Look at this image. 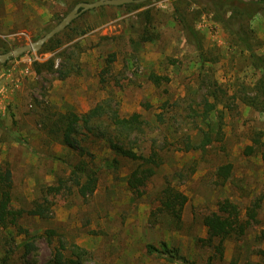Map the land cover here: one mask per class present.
<instances>
[{
	"label": "rangeland",
	"instance_id": "1",
	"mask_svg": "<svg viewBox=\"0 0 264 264\" xmlns=\"http://www.w3.org/2000/svg\"><path fill=\"white\" fill-rule=\"evenodd\" d=\"M79 1L0 0V53L38 40ZM130 3L141 4L85 11L53 43L0 63V169L11 168L12 206L26 211L16 224H0V260L47 264L58 249L70 255L78 245L89 252L86 264H182L148 251L149 244H166L194 264H264V112L243 98L255 92L263 71L239 38L247 35L264 57V8L251 19L243 16V34L239 22L233 32L199 1ZM179 14L196 37L184 32ZM148 24L153 38L145 41ZM151 72L168 80L157 85ZM105 99L122 115L140 113L142 147L161 154L141 196L127 185L136 161L116 156L83 124L76 136L82 154L47 126L58 113L82 115ZM206 99L216 102L211 118L222 124L223 140L205 151L189 149L187 136L195 143L207 129ZM259 132L263 144L245 154ZM115 157L117 168L105 164ZM81 159L98 169L95 192L51 190ZM226 163L233 169L221 184L217 170ZM169 184L188 196L181 223L158 211ZM223 200L243 213L257 200L261 206L243 237L226 240L221 258L204 240L203 218ZM40 203L48 208L45 216L27 213ZM26 242L35 248L28 252Z\"/></svg>",
	"mask_w": 264,
	"mask_h": 264
},
{
	"label": "trees",
	"instance_id": "2",
	"mask_svg": "<svg viewBox=\"0 0 264 264\" xmlns=\"http://www.w3.org/2000/svg\"><path fill=\"white\" fill-rule=\"evenodd\" d=\"M88 1V0H84ZM204 3L211 12L214 13L217 20L223 22L230 30L236 32V23L239 22V28L243 34L240 20L245 15L249 19L254 17L261 9L264 8V0H195ZM41 2V1H40ZM80 2V1H79ZM78 3V2H77ZM139 5L141 3H127ZM109 5L100 6L98 8L108 7ZM121 7L122 5H117ZM179 10V7H178ZM228 12L230 15H227ZM180 22H182L183 30L185 33L193 37L197 36V32L193 25H190L182 14H179ZM150 22V18H148ZM75 21V20H74ZM73 21V22H74ZM72 22V23H73ZM245 23V22H244ZM243 24V23H242ZM71 25V24H70ZM70 25L65 28L69 29ZM244 25V24H243ZM245 23V27H246ZM244 27V29H245ZM63 30V31H64ZM62 31V32H63ZM149 24L145 28L143 34H146L144 40L152 39ZM247 32V31H245ZM60 34V33H59ZM57 36L50 39L46 46L55 41ZM240 40L246 41L247 48L251 56L257 59V65L262 68L263 75L257 83L254 93H244V102L249 106L264 112V57L258 55L248 40L247 35ZM7 47H5L6 49ZM8 49V48H7ZM8 51V50H7ZM53 66H51V69ZM149 78L157 85H160L163 80H168V77L159 75L156 72H151ZM204 112H202V120L206 122L207 129H201L202 136L199 141L191 142L190 135L187 136L188 148L206 150L209 145L215 141L223 140L222 124L218 120L211 118V112L216 109V102L212 103L205 100ZM168 104V103H167ZM47 126L51 133L59 135L62 133L63 142L74 150L79 151L81 154L84 149L80 146L77 140L80 125L88 128L93 134L103 138L109 145L110 149L116 156L125 157L130 160L136 161L138 164L132 169L127 178L128 188L137 195L143 194V188L148 181L156 174L158 166L162 163L160 152L155 146L150 151L145 152V147H142L144 139H140L145 133L144 121L142 115L135 112L131 115H122L120 111L114 109L111 101L105 99L98 103L95 107L90 109L87 113L79 115L75 112L57 114ZM159 118L163 120L162 114ZM262 132H259L252 140L253 144L247 145L245 154L252 155L255 153L259 145L263 144L261 140ZM141 136V137H139ZM137 146V147H136ZM105 164L112 168H117L119 164L118 157L112 160H105ZM233 169L232 163L221 165L217 170V176L221 184H225L231 176ZM98 169L91 167L89 163L81 159L75 164H72L71 172L68 179H59L58 186L51 187L52 189L61 190L68 188L73 190L75 187L82 197H87L93 194L98 184ZM67 182H71L70 185ZM12 188L13 179L12 171L9 165L0 169V224L4 227L10 224H16L19 216L23 215L26 211L23 209H14L12 206ZM158 211L159 213L168 214L172 219L181 223L182 214L185 205L188 202V196L182 190L167 185L161 192L159 199ZM261 206L260 200L255 202V205L246 207V211L229 200H223L218 204V210L208 213L203 218V223L207 228V237L204 239L209 245L214 246L216 254L221 258L223 257L226 249L225 242L230 238L243 237L252 227L253 222L257 219L258 208ZM48 208L43 204H38L36 207L27 211V213L36 216H45ZM54 231H50L49 242H51V235ZM27 251L30 252L34 249L32 242L24 243ZM148 251L151 253H158L168 258H173L182 264H194L185 256L176 255L168 245H163L158 248L153 244H149ZM88 251L78 245H74L72 254L67 255L63 249H58L53 258L47 264H86L88 260ZM169 254V255H168ZM236 264L235 261L232 262ZM0 264H9L8 256L0 260ZM21 264H33L29 261L22 262ZM249 264H261L260 262H250Z\"/></svg>",
	"mask_w": 264,
	"mask_h": 264
},
{
	"label": "water",
	"instance_id": "3",
	"mask_svg": "<svg viewBox=\"0 0 264 264\" xmlns=\"http://www.w3.org/2000/svg\"><path fill=\"white\" fill-rule=\"evenodd\" d=\"M143 0H94V1H80L47 33L41 36L38 40L17 46L13 49L0 53V63H6L11 58L18 57L29 51H38L42 45L56 36L58 33L67 28L76 18L82 13L90 9L98 8L104 5H123L126 3Z\"/></svg>",
	"mask_w": 264,
	"mask_h": 264
}]
</instances>
